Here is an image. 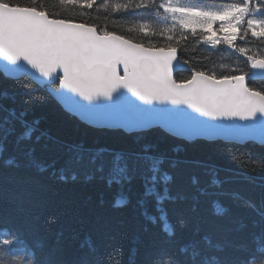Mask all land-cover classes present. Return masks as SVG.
<instances>
[{"label": "trees", "instance_id": "trees-1", "mask_svg": "<svg viewBox=\"0 0 264 264\" xmlns=\"http://www.w3.org/2000/svg\"><path fill=\"white\" fill-rule=\"evenodd\" d=\"M180 1L207 7L240 2ZM133 2L138 0H95L87 8L73 0H13L145 46L171 44L189 66L175 73L178 81L195 71L219 77L249 70L247 58L227 45L212 47L179 27L168 32L172 27L161 14L113 10ZM143 24L153 32H141ZM246 46L249 55L264 58V44ZM249 86L264 91V78L249 79ZM31 95L40 99L25 104ZM0 104V229L17 237L10 246L0 245V264H29L30 250L35 264H204L205 258L208 264H240L256 247L254 238L264 235V144L187 140L161 127L127 132L92 126L65 110L49 86L41 88L27 75L13 81L2 71ZM6 109L26 111L29 125L38 121L30 139H19L24 128ZM71 145L78 150L70 151ZM165 173L172 177L167 183ZM194 252L199 255L192 259ZM253 258L264 262V254Z\"/></svg>", "mask_w": 264, "mask_h": 264}, {"label": "snow or ice", "instance_id": "snow-or-ice-1", "mask_svg": "<svg viewBox=\"0 0 264 264\" xmlns=\"http://www.w3.org/2000/svg\"><path fill=\"white\" fill-rule=\"evenodd\" d=\"M73 2H81L87 8H92L95 0ZM104 7L107 8L108 5ZM113 10L140 16L161 14L164 20L170 17L173 26L167 29L168 32L178 26L193 36L199 34L212 47L227 45L247 58L249 70L219 77L215 73L195 71L191 79L177 82L173 78V62L177 59L178 49L171 44L167 47H145L115 32H100L95 24L50 18L47 11L38 7L22 6L13 3V0H0V57L10 62L5 63L10 70L4 73L5 78L16 81L24 73H38V79L50 78L48 81L41 79L40 87L55 82L68 90L61 93L63 95L70 97L68 93H76L84 101H95L94 104L86 105L96 120L106 124H120L137 113L139 118L136 120L148 125L142 130L160 126L157 118L169 114L168 110L171 108L154 106L157 101L161 104L187 105L203 116L214 119L238 117L248 120L257 118V114H260L258 119L264 122V91L249 87L247 80L249 72L253 76L257 75L254 71L257 69L262 70L260 75H264V58L249 55L250 49L246 46L250 41L264 44V0H240L238 3L225 4L219 9L182 6L173 3V0H138L133 3H117ZM140 31L145 35L153 32L147 24L141 25ZM159 35L163 37L165 32L161 31ZM181 38L186 39L183 36ZM168 39L171 40L172 37L169 36ZM238 42H243L245 46ZM27 66H31L34 72L29 73ZM17 69L22 71L17 72ZM124 89L139 101L153 106L146 107L138 103L122 91ZM4 98H8L7 93ZM117 98L122 104L112 107ZM35 99L40 97L28 96L24 103L30 104ZM0 110H5L2 104ZM6 110L9 116L19 119L24 128L19 139H30L38 121L29 125L24 119L26 111L17 114L15 109ZM78 148L77 145L69 146L70 151ZM61 179L66 178L62 176ZM152 179L156 180V177L153 176ZM171 179L169 174L163 175L165 183ZM164 193L165 197H161V201L167 197V188ZM122 205L117 203L115 207ZM223 211L217 206L219 214ZM165 231L169 236L174 235L167 225ZM0 232L6 237L0 239L3 247L10 246L17 239L8 229H0ZM262 238L264 235L254 238L256 247L248 251L240 264H257L253 257L256 253L264 254ZM23 247L27 249L26 244ZM216 249L225 251L222 246H217ZM181 251L186 252L187 248L182 247ZM29 255V264H35V251L30 250ZM198 255L199 252H194L192 259ZM212 260L218 261V257L213 256ZM204 264H208L207 258Z\"/></svg>", "mask_w": 264, "mask_h": 264}, {"label": "water", "instance_id": "water-1", "mask_svg": "<svg viewBox=\"0 0 264 264\" xmlns=\"http://www.w3.org/2000/svg\"><path fill=\"white\" fill-rule=\"evenodd\" d=\"M50 18H54V17L50 16ZM55 19H62V18H55ZM76 23H82V22H76ZM130 41H132L133 43H137L133 40ZM5 63H10V62H7L4 60L3 57H0V71L4 73L10 71L7 65H5ZM27 67L29 73L34 72V70L31 69V66H27ZM184 69L188 70L189 66L179 59V54L177 52V59L173 62V78L176 79L175 73L177 71ZM16 71L21 72L22 70L17 69ZM254 71L257 73V75L253 76L252 73L250 72L247 77L248 81L249 79H253V78H264V75L259 74L262 70L257 69ZM23 75L29 76L32 80H34L38 84H40L41 79L44 81H48L50 79L47 77H40L38 79L37 78L39 77L38 73H36L35 75L24 73ZM177 82L179 81L177 80ZM54 83L55 82H51V83H47L46 85L49 86V92L56 98V100L64 107L65 110H67L71 114L77 116L80 120L92 126L115 128V129L120 128L127 132L140 131L143 129V127L148 126L147 124H142L136 120V118H139V114L137 113H133L130 119L120 124H106L99 122L98 120L95 119L93 113L89 110L88 105H86V104H94L96 103L95 101L92 102L84 101L83 98L79 97L76 93H68L70 97L63 95L61 93H66L68 92V90L64 89L60 85L56 87L54 86L55 85ZM122 91H124L132 99L137 100L138 103L144 104L146 107L153 106V105H147L143 101H139L137 97L133 96L130 92H127L126 89ZM121 104L122 101L119 98H117L115 101V105H113L112 107ZM154 106L175 109V110L169 109L168 110L169 114L166 113L158 117L157 119L159 121L160 126H153V127H161L166 132L178 136L180 138H184L187 140L199 139V138L209 139V140L223 139L226 141H235L240 143H244L247 141H256L260 144H264V122L258 119L260 114H257V118H250L248 120H241L238 117L214 119L212 117L203 116V114L197 112L195 109L189 108L187 105H173L171 103L161 104L160 102L157 101L154 102Z\"/></svg>", "mask_w": 264, "mask_h": 264}, {"label": "rangeland", "instance_id": "rangeland-1", "mask_svg": "<svg viewBox=\"0 0 264 264\" xmlns=\"http://www.w3.org/2000/svg\"><path fill=\"white\" fill-rule=\"evenodd\" d=\"M173 3H177L179 5H182V6H195V5H192V4H189V3H183L181 2L180 0H176V1H173ZM229 4V3H227ZM225 4H222V5H216V6H213V7H207V6H204V5H200V6H195V7H201V8H205V9H219L221 6H223ZM167 25H169L170 27L173 26V21L171 20V18L169 17V19L167 20ZM178 27V26H177Z\"/></svg>", "mask_w": 264, "mask_h": 264}, {"label": "bare ground", "instance_id": "bare-ground-1", "mask_svg": "<svg viewBox=\"0 0 264 264\" xmlns=\"http://www.w3.org/2000/svg\"><path fill=\"white\" fill-rule=\"evenodd\" d=\"M170 134V133H169ZM201 139V138H200Z\"/></svg>", "mask_w": 264, "mask_h": 264}]
</instances>
